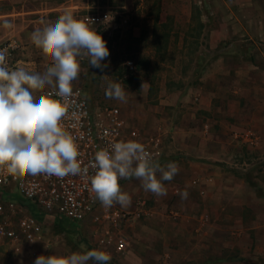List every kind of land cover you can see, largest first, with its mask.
Segmentation results:
<instances>
[{"label":"rangeland","instance_id":"rangeland-1","mask_svg":"<svg viewBox=\"0 0 264 264\" xmlns=\"http://www.w3.org/2000/svg\"><path fill=\"white\" fill-rule=\"evenodd\" d=\"M97 1L13 0L0 4V42L8 37L18 39L23 62H31L27 65L33 68L32 71H42L44 65L51 63V58L31 41L32 32L42 27L41 19L55 21L66 11L77 15L99 8L110 9L114 21L97 29L110 51L103 61L108 67L101 72L92 68L87 59L83 60L74 88L85 91L91 108L97 113L121 109L129 125L139 130L142 140L159 138L164 149L160 164L179 157L180 132L188 128V123L195 125V113L200 117L211 112L192 109L195 104L184 101L196 91L202 72L211 61L207 55L197 56L200 50L211 49L210 39L201 38L205 30L200 23L202 18H209L207 13L211 10L201 7V0H179V5L174 0H117L109 7ZM190 1L193 4L191 15L183 6ZM128 2L131 7H123ZM63 4L64 7L57 10L45 9ZM121 17L128 21L124 23ZM183 33L190 38L182 40ZM130 60L136 65L132 72L127 65ZM102 75H108L107 79ZM107 80L124 86L127 102L106 98ZM176 131L178 135L174 138L171 132ZM194 136L193 144L199 142ZM249 180L252 185H257L253 178ZM120 185L131 197L129 206L115 204L105 208L99 202L95 213L79 224L58 217L41 218L46 233L44 240L38 244H23L19 251L6 246L1 256L2 264H34L39 255L83 251L81 245L87 250L108 252L111 255L108 264H264V254L259 246L249 247L248 230L247 234L228 233V226L239 224L235 218L229 219L226 212L217 220L221 230L218 248H211V242L205 240L204 250L198 248L204 242L198 243L195 226L210 203L208 200L193 199L187 206L177 195L169 201L168 193L157 197L146 192L136 178L121 179ZM173 208L176 209L174 213ZM253 208L259 214V204ZM184 232L186 235H182ZM121 242L126 245V253L118 249ZM186 244L188 248L185 249Z\"/></svg>","mask_w":264,"mask_h":264},{"label":"crops","instance_id":"crops-1","mask_svg":"<svg viewBox=\"0 0 264 264\" xmlns=\"http://www.w3.org/2000/svg\"><path fill=\"white\" fill-rule=\"evenodd\" d=\"M116 2L97 1L108 7ZM199 3L211 10L207 13L209 18L200 22L205 30L201 38L210 39L211 49L200 50L197 56L207 55L211 61L202 72L196 91L184 101L194 103L192 109L211 112L200 117L195 113V125L188 123V128L180 132V156L161 164L166 167L175 162L180 169L165 183L168 198L171 201L186 190L189 195L183 202L187 206L193 199L210 202L195 226L198 243L210 241L211 248H218L221 230L217 220L226 212L229 219L235 218L239 224L228 226V233L240 235L248 230L249 247L259 246L264 254V0ZM64 5L45 9L57 10ZM183 6L191 15L192 2ZM123 7L131 5L128 2ZM183 34L182 40L190 38ZM27 64L31 62H23V67L32 71ZM194 134L199 141L195 144L191 140ZM171 135L176 138L177 131ZM249 178L257 185H252ZM256 204L259 214L253 208ZM204 245L207 244L204 242L198 248L202 250ZM183 248H188V244Z\"/></svg>","mask_w":264,"mask_h":264},{"label":"clouds","instance_id":"clouds-1","mask_svg":"<svg viewBox=\"0 0 264 264\" xmlns=\"http://www.w3.org/2000/svg\"><path fill=\"white\" fill-rule=\"evenodd\" d=\"M40 24L42 27L32 32L31 41L51 58L42 71L22 66L12 69L7 50H0V168L19 176L59 178L87 175L91 168L94 175L90 178V192L105 208L131 204L130 195L121 189V179L136 178L146 192L166 196L164 181L178 174L179 165L169 162L161 166L138 141L112 143L110 150H98L84 165L78 138L64 127L63 121L70 110L79 107L71 98L81 62L87 59L92 68L103 72L108 67L103 61L110 51L90 17L77 18L66 11L55 21L41 19ZM107 76L102 75L105 79ZM105 96L127 102L128 93L120 82L107 80ZM179 195L184 200L189 193L185 190ZM45 246L48 247L46 243ZM80 247L84 250L39 255L34 264H108L111 260L105 250Z\"/></svg>","mask_w":264,"mask_h":264},{"label":"built area","instance_id":"built-area-1","mask_svg":"<svg viewBox=\"0 0 264 264\" xmlns=\"http://www.w3.org/2000/svg\"><path fill=\"white\" fill-rule=\"evenodd\" d=\"M10 1L13 0H0V4ZM74 16L92 18L97 29L115 19L110 9L100 8ZM121 21L126 23L128 20L121 17ZM5 49L9 67H23L19 40L14 37L2 40L0 50ZM127 65L130 72L136 68L133 60L128 61ZM71 100L79 107L70 110L63 124L78 138L84 165L94 158L98 150H110L112 143L128 140L142 143L156 161L163 158L160 140L156 137L142 140L139 130L129 125L121 109L111 108L99 113L93 111L82 88H73ZM92 175L94 170L91 168L87 175H68L63 178L47 175L19 176L11 174L6 168H0V264L6 246L15 247L19 251L23 244H38L44 240L46 233L41 218L58 217L79 224L94 214L99 201L90 192ZM118 249L123 253L127 251L123 242L118 245Z\"/></svg>","mask_w":264,"mask_h":264},{"label":"trees","instance_id":"trees-1","mask_svg":"<svg viewBox=\"0 0 264 264\" xmlns=\"http://www.w3.org/2000/svg\"><path fill=\"white\" fill-rule=\"evenodd\" d=\"M33 212H35V210L33 209ZM60 219V218H59ZM66 220V219H65ZM74 223H76V222H74ZM78 224V223H77Z\"/></svg>","mask_w":264,"mask_h":264}]
</instances>
